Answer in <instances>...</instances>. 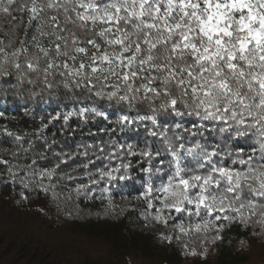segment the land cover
<instances>
[{
	"label": "trees",
	"instance_id": "trees-1",
	"mask_svg": "<svg viewBox=\"0 0 264 264\" xmlns=\"http://www.w3.org/2000/svg\"><path fill=\"white\" fill-rule=\"evenodd\" d=\"M0 264H264V0H0Z\"/></svg>",
	"mask_w": 264,
	"mask_h": 264
}]
</instances>
